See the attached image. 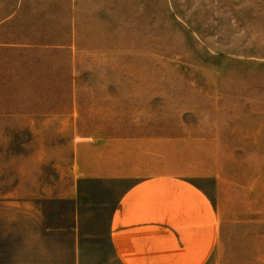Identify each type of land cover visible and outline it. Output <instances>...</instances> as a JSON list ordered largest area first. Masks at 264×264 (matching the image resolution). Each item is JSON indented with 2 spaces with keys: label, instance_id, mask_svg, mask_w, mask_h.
Listing matches in <instances>:
<instances>
[{
  "label": "crops",
  "instance_id": "obj_1",
  "mask_svg": "<svg viewBox=\"0 0 264 264\" xmlns=\"http://www.w3.org/2000/svg\"><path fill=\"white\" fill-rule=\"evenodd\" d=\"M100 16L85 0H20L0 17V109H42L28 156L45 168L30 233L45 264H264V234L257 252L225 233L219 176L192 164V139L132 108L123 49L86 41Z\"/></svg>",
  "mask_w": 264,
  "mask_h": 264
},
{
  "label": "rangeland",
  "instance_id": "obj_2",
  "mask_svg": "<svg viewBox=\"0 0 264 264\" xmlns=\"http://www.w3.org/2000/svg\"><path fill=\"white\" fill-rule=\"evenodd\" d=\"M19 1L0 0V17ZM85 1L101 13L100 33L86 41L123 49V89L136 95L132 108L173 123L166 134L192 139L198 150L189 152L192 164L219 176L225 233L249 239L246 247L236 242V251L258 252L264 234V0ZM37 111L0 109V264L51 262L31 236L37 176L45 171L28 156L36 150V128L28 125Z\"/></svg>",
  "mask_w": 264,
  "mask_h": 264
}]
</instances>
